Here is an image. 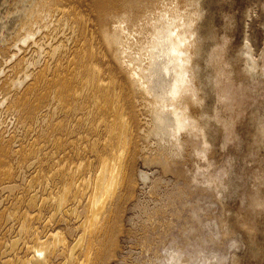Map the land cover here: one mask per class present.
<instances>
[{"label": "rangeland", "instance_id": "374dc122", "mask_svg": "<svg viewBox=\"0 0 264 264\" xmlns=\"http://www.w3.org/2000/svg\"><path fill=\"white\" fill-rule=\"evenodd\" d=\"M166 2L194 13L192 82L198 90L188 99L194 126L179 131L178 154L152 131L159 123H154L149 105L153 96L132 83L125 53L104 38V30L114 29L126 12L133 20L126 26L131 30ZM32 7H39L42 14L37 22L33 20L35 34L16 40L18 33H26L27 24L22 22L36 16L29 15ZM244 39L257 62L251 72L244 68ZM143 60L148 63L146 57ZM164 61L157 52L149 67L153 91L166 87L169 75L161 71ZM93 63L108 84L105 90L102 87L103 93L118 96L130 121L126 179L111 201L121 229L106 264H210L216 249L224 258L215 264H264V201L256 205L259 198L264 199V136H258L257 120L264 119V0H0V147L8 146L0 159V264H21L36 234L44 238L60 229L73 244L81 222L71 213L76 200L70 198L49 222L54 200L46 198L55 186L53 181L60 184L69 172L50 176L49 185L43 174L79 159L90 163L93 171L99 152L109 153L101 138L107 139L110 125L93 128L89 123L88 112L96 117L101 112L91 104L89 86L78 78L70 82L72 92L77 88L85 102L78 110L67 112L52 93L38 100V105L30 103V114L7 107L18 94L32 98L50 91L46 82L55 69L67 72L71 64L85 76ZM197 96L200 101L194 100ZM112 115V109L103 110L106 121ZM163 116L164 124L170 123V115ZM57 121L62 124L56 125ZM54 136L59 138L58 145ZM111 142L116 144L115 136ZM38 145L35 154L24 158ZM194 146L204 149L202 157L192 150ZM222 168L229 170L223 181L233 177L234 183L231 179L222 187L216 185L219 179L213 175ZM203 172L209 174L210 184L201 180ZM191 201L201 206L202 222L199 227L194 224L195 232L184 234L186 222H192ZM84 204L85 197L78 213ZM17 211L29 213L27 234L19 233L18 219L9 215ZM212 227L227 231L222 243L207 239ZM36 264H72L69 248L60 246L48 260Z\"/></svg>", "mask_w": 264, "mask_h": 264}, {"label": "bare ground", "instance_id": "6f19581e", "mask_svg": "<svg viewBox=\"0 0 264 264\" xmlns=\"http://www.w3.org/2000/svg\"><path fill=\"white\" fill-rule=\"evenodd\" d=\"M50 12L51 11H47V14ZM35 13L36 16L33 19L29 18L22 22V26L27 24L26 33L25 35L18 33L19 36H17L16 40L24 41L35 34L32 25L34 22L33 20L35 19V22H37L36 18L42 15L39 7H32L29 11V15H32L31 17H33ZM193 15L194 13L190 10L188 13H185L179 9L175 3L166 2L163 7L159 8L156 12L153 11L150 13L143 21L137 24L135 23L133 25L134 28L131 30H128L126 27L128 22L132 20L130 14L127 12L122 17H119L114 29L104 30V38H106L108 45L112 46L114 44L117 46L118 51L123 54L125 53L123 56L126 57V61L129 65L128 72L131 75L132 83L142 88L145 94L153 96V100L149 105H151V111L154 113V123H156V121L159 123L154 124L152 131L154 134L161 137L160 140H164L167 143L169 142V148L174 151L175 154H178V152L181 153L182 144L178 135L179 131L182 130L184 126H194V119L191 115L192 112H188V106L190 107L188 99L193 97L198 90L196 89L197 86L193 84L194 81L192 82L193 76L195 77L192 72L194 68L191 58L192 48L195 45V40L192 38V33L194 31L192 28L194 21ZM123 33H125L124 38ZM132 33L141 34L142 37L135 38L134 35L132 36ZM245 39L243 41V54L245 57L244 68L247 72H251L256 67L257 62L252 54L250 45ZM135 45L136 50L132 51V47ZM157 52L164 55L165 61L161 65V71L169 75V78L166 82V87L153 91L150 88L153 70L149 67L153 63ZM144 57L148 60L147 64H143ZM59 63L57 66L60 65ZM73 63L75 62L73 61ZM70 65L67 67V72L55 69L54 76L46 82L49 87L51 86L50 91H45L44 95L39 97L35 95L32 98L30 96L22 97L18 94L14 103L11 101L7 109L19 111V113L27 110L30 114V103L36 102L38 105V100L47 98L48 95L52 93V98L58 100L59 106L67 112L72 109L78 110L85 102L82 101L81 92L77 88H75L73 92V89L70 88L73 83V81L70 83L72 77L78 78L79 81L89 86L91 89V104L93 108L95 107L98 112H101L100 117H96V113H93V111L92 113L88 112L87 119L89 123L92 124L93 128H97L100 123L110 125L107 139L105 140V137L101 138L103 141V148L105 149V147L108 146L109 153L106 154V152L102 153L98 151V164L93 171L90 167V163H85L83 159H79L75 164H69L67 166L62 164L61 169H56L52 173L49 172V174H43V180H46L47 185H49L52 183L49 181L50 176H55L58 173L63 175L65 170L69 172L67 177L62 178L63 180H61L60 184L53 181L55 186H52V189L47 193L46 198L54 200L52 204L53 213L50 215L48 221H52V218L57 212L63 208L70 198H72L76 200V202L71 209V213L75 217H81V222L79 223L80 231L73 240V244L68 243L66 234L60 229L54 232L51 231V233H49V235L46 234L44 238H41L39 234L34 235L31 244L25 240V243L30 245L27 249L28 253L20 259L21 264H36L41 260H48L55 249L60 246L69 248V258L72 260V264H106L107 260L113 255L114 248L117 246L116 235L121 227L118 222L119 218L117 213L114 214L112 210L113 203H111V201L126 179L125 164L126 156L129 152L128 130L130 121L128 120L123 106H121L118 100V96L115 94V97H109L106 92L103 93L102 87L103 90H105V86L108 84H104L103 80H101L100 68L96 64H91L87 72L88 74L85 76L81 75L80 70H76ZM262 70H264V66ZM68 73H72L70 78L67 76ZM216 82L218 83V81ZM184 92L190 93V95L186 97L183 95ZM199 99H201L200 96H197V99L194 100L197 101ZM106 109H112L114 112L110 122L106 121L103 117V110ZM33 110H35V107H33ZM90 114H93L91 119L89 118ZM163 114L170 115V123L164 124ZM21 119H25L24 114ZM257 120L259 123L258 136L262 137L264 136V119L263 117H259ZM197 121L204 123L202 120L197 119ZM61 124V121L56 122V125ZM29 128H31V126H29ZM79 135V138L82 139L83 137L81 134ZM85 136H87V134H85ZM114 136L116 138V144H112L111 142ZM53 141H55L57 145L60 143L59 138L55 136ZM39 147H41V145H38L35 149L28 150V153L26 155L24 154V158L35 154ZM92 148H95V145H92ZM192 150L201 157L204 153V149L201 147L198 148L194 146ZM7 151V145H2L0 147V159L5 158ZM84 170L86 171L84 172ZM4 172L9 174L10 170L6 169ZM205 173L206 172H203L201 180L204 179L210 184L211 180L207 178L209 174L206 176ZM227 173H229V170L222 168L221 171H217L213 175L219 179L216 183L217 186L222 187L226 183L229 184L231 179L234 183L235 179L233 177H227V182L223 181L222 176ZM211 178L214 177L211 176ZM38 181L40 183L42 182L40 178H38ZM221 183L222 185H220ZM218 193H222L220 189H218L217 194ZM83 197H85V204L78 213L77 208ZM46 198L44 200H46ZM262 201H264V199L259 198V203L256 205H259ZM188 203L189 210L192 212L191 216L193 223L190 221L186 222L185 227H183L184 234L191 230L195 232V225L199 227L202 222L200 212L202 208L198 201H191ZM253 204L255 205L254 202ZM175 209L177 212L180 210L179 207H175ZM9 215L14 219H18L20 225L19 233L27 234L29 230V213L23 211L21 214H18L17 211L9 213ZM226 232L227 231L223 232L220 228L215 229L212 227V230L207 235V239L222 243L223 235ZM16 242L17 240L15 239V241L12 242V246H14ZM172 256L177 257L176 255ZM222 258H224V255L219 252V249H216L210 255L212 261L210 264H215Z\"/></svg>", "mask_w": 264, "mask_h": 264}]
</instances>
